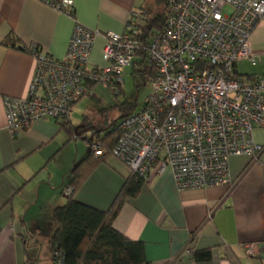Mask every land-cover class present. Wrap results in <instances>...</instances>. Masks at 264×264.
I'll return each instance as SVG.
<instances>
[{
  "label": "crops",
  "instance_id": "obj_1",
  "mask_svg": "<svg viewBox=\"0 0 264 264\" xmlns=\"http://www.w3.org/2000/svg\"><path fill=\"white\" fill-rule=\"evenodd\" d=\"M73 1L74 15L70 16L45 0H0V264H52L51 215L66 202L62 192L69 185L70 171L90 152L84 133H91L96 126L85 111L80 123L70 116L73 134L59 121L44 118L12 137L5 99L27 96L37 65L31 47L64 59L79 22L100 31L89 66L102 67L105 34H122L134 10L139 12L140 23L144 13L153 14L162 7L158 0ZM8 38L11 42L6 45ZM16 38L18 47L11 45ZM250 44L256 60H264V17ZM82 100L74 107L83 104ZM71 115L78 113L73 109ZM82 136L85 153L78 143ZM229 167L230 187L186 190L178 189L170 167L155 170L139 194L124 205L115 227L144 243L149 264H264V153L258 160L248 155L231 156ZM132 174L124 162L111 155L75 198L106 210ZM254 242L259 243L256 254H246L244 245ZM208 248L212 250L210 260L192 258L195 250ZM46 250L47 261V256L42 259Z\"/></svg>",
  "mask_w": 264,
  "mask_h": 264
},
{
  "label": "built area",
  "instance_id": "obj_2",
  "mask_svg": "<svg viewBox=\"0 0 264 264\" xmlns=\"http://www.w3.org/2000/svg\"><path fill=\"white\" fill-rule=\"evenodd\" d=\"M45 1L74 15L73 0ZM138 16L132 11L122 34H105L106 67L89 66L101 33L79 22L64 59L32 46L37 65L27 96L5 99L7 129L16 137L36 120L68 122L92 83L118 92L126 68L145 50L156 72L151 93L141 110L120 121L111 155L143 181L170 167L179 190L230 187V157L258 160L264 153V75L248 80L235 73L239 63L256 60L250 38L264 17V0H168L164 28L146 46L137 37ZM88 144L96 157L108 153L101 139ZM71 192L64 188V195ZM258 245L245 244L246 254L255 255Z\"/></svg>",
  "mask_w": 264,
  "mask_h": 264
},
{
  "label": "trees",
  "instance_id": "obj_3",
  "mask_svg": "<svg viewBox=\"0 0 264 264\" xmlns=\"http://www.w3.org/2000/svg\"><path fill=\"white\" fill-rule=\"evenodd\" d=\"M158 3L163 9L153 14L144 13L145 16L138 23L139 34L137 37L143 41L144 46L149 43L156 33L163 30L166 22L168 0H158ZM10 38H8V41L6 40V45L9 44V41L11 42ZM18 43L20 45V40L16 38L11 45L18 47ZM21 47L23 50H27L24 45H21ZM144 62H146V51L141 50L137 53L133 64ZM141 72L143 75H150L151 78L148 80L150 83L155 79L156 72L153 67L149 71ZM235 73L238 76L241 75L237 72V67ZM254 77L256 76L248 75L246 79L252 80ZM145 78L147 79L146 76ZM95 85V83H92L90 88L93 89ZM124 108L120 117L108 126L91 129L90 136L86 137L87 141L91 138L101 139L102 143L109 149L108 153L96 157L90 151L70 171V181L66 187H71L72 192L65 195L67 199L64 204L54 208L50 219L49 246L52 254V264H56L57 254H59L58 257L61 259L62 264H149L145 255L144 243L130 239L114 225L124 205L141 191L144 183L142 179L134 174L127 177L110 207L106 210L75 198V193L95 169L111 156V150L120 136V121L139 111L132 106ZM59 123L73 134L74 126H72L70 120L68 122L59 121ZM192 258L196 261L210 260L212 250L209 248L195 250Z\"/></svg>",
  "mask_w": 264,
  "mask_h": 264
},
{
  "label": "rangeland",
  "instance_id": "obj_4",
  "mask_svg": "<svg viewBox=\"0 0 264 264\" xmlns=\"http://www.w3.org/2000/svg\"><path fill=\"white\" fill-rule=\"evenodd\" d=\"M162 9L163 7H161V10ZM226 10L228 9L225 8V11ZM107 65L108 62L105 60V64L102 65V67H106ZM149 70H151V65L148 62L132 64L131 66H129L122 75V88L118 92H115L110 87H106L101 83L96 84L91 92L82 98L83 104L76 107H74L75 105L73 106L74 111L78 113V115H71L73 121L80 123L83 116H85V111H87L90 120L96 121L95 128H103L120 117L121 114H123V111L125 109L124 107L126 106H132L134 109L140 110L151 93V83L150 81H148L151 77L149 74L143 75L141 71ZM238 70L241 74L239 75L240 78L244 79L248 75H264V60L258 59L254 62H241L238 64ZM145 76L147 77V79L145 78ZM90 134V131H86L83 136L89 137ZM83 136L78 139V143H80L81 146L84 147L83 152L85 153L86 140L83 139ZM257 137L262 138L261 131L259 132ZM64 197L66 198V196ZM44 242L47 243L46 241ZM46 251L47 255H45ZM46 251L43 252L42 259L44 260V257L47 256V261L49 251ZM46 261L43 262L45 263Z\"/></svg>",
  "mask_w": 264,
  "mask_h": 264
}]
</instances>
